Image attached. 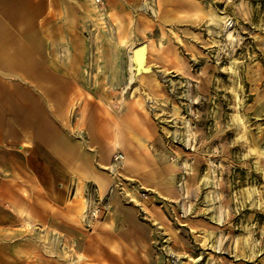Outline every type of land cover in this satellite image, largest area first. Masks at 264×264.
I'll use <instances>...</instances> for the list:
<instances>
[{
    "label": "rangeland",
    "instance_id": "1",
    "mask_svg": "<svg viewBox=\"0 0 264 264\" xmlns=\"http://www.w3.org/2000/svg\"><path fill=\"white\" fill-rule=\"evenodd\" d=\"M102 1L62 126L81 169L26 123L0 150V264H264V0Z\"/></svg>",
    "mask_w": 264,
    "mask_h": 264
},
{
    "label": "crops",
    "instance_id": "2",
    "mask_svg": "<svg viewBox=\"0 0 264 264\" xmlns=\"http://www.w3.org/2000/svg\"><path fill=\"white\" fill-rule=\"evenodd\" d=\"M104 1L119 17L140 4ZM94 4V0H0V150L3 143L18 142L19 124L26 123L27 140L19 147L43 149L57 159L62 171L81 169L83 147L62 126L69 103L77 108L81 101L74 99L82 87L74 77L84 73V33L98 19ZM116 216L117 229L122 224L119 234H137L134 215L121 216L118 211Z\"/></svg>",
    "mask_w": 264,
    "mask_h": 264
},
{
    "label": "bare ground",
    "instance_id": "3",
    "mask_svg": "<svg viewBox=\"0 0 264 264\" xmlns=\"http://www.w3.org/2000/svg\"><path fill=\"white\" fill-rule=\"evenodd\" d=\"M94 2H95V0H94ZM96 4V3H95ZM94 4V9H95V11H97L98 12V14H99V19H105V17L104 16H102L101 15V13L99 12V5L98 4H96L95 5ZM214 17V16H213ZM103 22V21H102ZM109 31V30H108ZM121 42H124V43H126L127 41H126V39H124V37L121 39ZM128 48H129V56H130V59H132V57H133V47H132V44H129L128 45ZM143 51H144V60L146 59V49H145V44H143ZM133 62H134V58H133ZM120 67V66H119ZM88 75V74H87ZM143 140V139H142ZM26 145H29L28 143H25ZM113 144V143H112ZM114 145V147L116 148V147H118L119 146V144L118 143H114L113 144ZM112 167V166H111ZM114 167V166H113ZM112 167V168H113ZM101 168H110L109 166H105V165H102L101 166ZM81 191H80V189H78L77 190V192H76V194H79ZM87 203H88V201H87V199L86 198H84L83 199V202H82V205H80L79 207H78V210H79V213H80V215L83 217H85V211H86V208H87ZM86 206V207H85ZM115 206V205H114ZM78 258H79V260H82V259H84V258H86V256L85 255H82L81 253L80 254H78ZM88 264H94L93 262H89Z\"/></svg>",
    "mask_w": 264,
    "mask_h": 264
},
{
    "label": "water",
    "instance_id": "4",
    "mask_svg": "<svg viewBox=\"0 0 264 264\" xmlns=\"http://www.w3.org/2000/svg\"><path fill=\"white\" fill-rule=\"evenodd\" d=\"M134 64L138 67L143 66L144 64V51L143 44L135 47L133 51Z\"/></svg>",
    "mask_w": 264,
    "mask_h": 264
},
{
    "label": "built area",
    "instance_id": "5",
    "mask_svg": "<svg viewBox=\"0 0 264 264\" xmlns=\"http://www.w3.org/2000/svg\"><path fill=\"white\" fill-rule=\"evenodd\" d=\"M95 2L99 5L100 10L102 11L103 9V1L102 0H95ZM119 157H122V154L116 155L115 158L118 159Z\"/></svg>",
    "mask_w": 264,
    "mask_h": 264
}]
</instances>
